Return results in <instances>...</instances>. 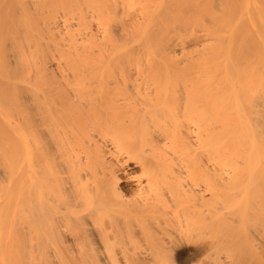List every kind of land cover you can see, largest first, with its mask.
I'll use <instances>...</instances> for the list:
<instances>
[{
    "label": "bare ground",
    "instance_id": "1",
    "mask_svg": "<svg viewBox=\"0 0 264 264\" xmlns=\"http://www.w3.org/2000/svg\"><path fill=\"white\" fill-rule=\"evenodd\" d=\"M263 213L264 0H0V264H204Z\"/></svg>",
    "mask_w": 264,
    "mask_h": 264
},
{
    "label": "rangeland",
    "instance_id": "2",
    "mask_svg": "<svg viewBox=\"0 0 264 264\" xmlns=\"http://www.w3.org/2000/svg\"><path fill=\"white\" fill-rule=\"evenodd\" d=\"M236 205L238 204L236 203ZM236 205L234 204L232 207L234 206L236 207ZM232 207L230 206V208ZM261 215H264V213ZM261 215L259 214L258 217H260ZM262 217L264 218V216H261L260 218L262 219ZM243 219L244 218L242 217V220ZM242 220L239 221L240 224L242 223ZM220 221L221 220L218 221L217 219H215L214 222H216L215 223L216 225L215 224H214L215 226L212 225L209 229L211 232L209 231L208 232L209 234L204 233L207 235L200 237L199 241H201L203 238H206L207 240H209V242L210 240H212L211 242L214 245L213 246L212 243H210L212 247L210 250V254H208V256L204 258L205 259L204 264H264V229L262 227H260L262 229L260 228L258 229V231L260 230L259 231L260 233H258L259 235H257L254 233L252 234L253 230H251V232L250 230H248V228L252 225L251 223H250V226L246 228L248 225H244L245 220H243V225L242 224L240 225L238 223L239 224L238 226H235L236 225L235 223H234L235 225H233V222L232 224L230 222L228 223V224L233 225V226H230L228 224L225 225L224 224L225 221L224 223L223 221L221 222ZM227 222L228 220L226 221V223ZM248 222H251V221H248ZM257 222H259V220H257ZM260 222H262V220ZM224 226L226 227L224 228ZM250 228L253 229L254 227L251 226ZM246 231H249V232L247 233ZM200 235L201 233H199V236ZM196 242H198V240H196ZM196 242H194V244L189 246L188 249L194 250L195 248H197L196 245L198 244ZM190 261L191 262H187V263L188 264H198V262H196L195 259L194 260L192 259Z\"/></svg>",
    "mask_w": 264,
    "mask_h": 264
}]
</instances>
